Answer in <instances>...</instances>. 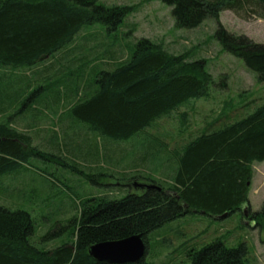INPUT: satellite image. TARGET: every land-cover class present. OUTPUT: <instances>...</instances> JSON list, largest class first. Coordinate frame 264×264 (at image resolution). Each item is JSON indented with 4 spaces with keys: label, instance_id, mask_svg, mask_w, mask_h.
Here are the masks:
<instances>
[{
    "label": "trees",
    "instance_id": "obj_1",
    "mask_svg": "<svg viewBox=\"0 0 264 264\" xmlns=\"http://www.w3.org/2000/svg\"><path fill=\"white\" fill-rule=\"evenodd\" d=\"M159 1L173 7L179 29H194L208 18L219 21L224 11L264 19V0ZM134 10L133 6L108 7L99 0H0V70L44 65L48 58L62 54V50H69L72 61L76 62L80 51L83 66L74 67L73 70L80 72L78 75L71 72L66 80L72 87L85 82L86 90L78 91L74 97L68 96L75 99L68 114L103 144L87 137L83 138L84 145L79 144L76 138H82L83 134L71 133L66 127L65 135L71 137L63 145L81 148L82 154L74 150L71 153L82 158L87 169L97 164L96 154L102 145L106 148L108 144L124 143L143 134L151 124L178 111L187 101L207 97L214 82L206 60H190L187 53L173 55L148 39H141L128 51L116 42L106 45V39L115 36ZM95 24L104 25L107 36L100 45L91 47L86 41L95 36L91 38L84 33L80 37V34L85 26ZM218 39L232 54L244 60L247 68L257 74L259 82H264L263 44L232 36L222 28ZM79 40H83L82 48H69L79 46L81 43H76ZM92 54L94 57H90ZM88 59L99 61L91 75ZM45 79V74L38 73L35 77L15 80L0 72V110L13 114L7 121L0 120V177L18 170L33 157L61 158L41 151L29 134L11 127L13 120L27 114L39 116L34 112L39 109L37 105L52 111L61 104L60 86ZM19 104L23 107L18 110ZM239 114L228 115L220 120L224 121L222 128H216L214 123L208 126L211 131L197 137H192L193 131H190L192 138L179 148L177 157L171 155L172 160L162 173L171 185L168 188L153 178H144L143 172L130 175L125 172L119 178L107 170H83L76 162L65 165L93 186L104 189L112 186L110 194L102 192L82 200L79 216L72 223L73 240L53 249L35 244L36 224L30 213L0 206V264H109L90 257V247L135 235H141L147 245L150 233L189 214L219 216L228 212L230 216L242 211L249 205L253 164L264 163V104L245 117L238 118ZM188 116L181 115V121L187 122ZM48 143L56 146L53 152L58 153L59 144L54 139ZM148 146V150L153 148L150 143ZM160 150L165 153L164 148L159 147ZM151 153L147 152L148 157H152ZM104 156H108L107 148ZM145 163L149 167L153 161ZM134 183L143 186L150 183L162 190L137 187L135 192L130 191ZM65 188L76 195L69 186ZM119 188H125L128 195L122 199L111 198L112 191ZM169 191L175 195H169ZM248 219L261 223L264 207ZM247 255L245 245L229 248L216 241L194 251L190 259L191 264H247ZM125 264L148 263L144 258L138 263Z\"/></svg>",
    "mask_w": 264,
    "mask_h": 264
},
{
    "label": "rangeland",
    "instance_id": "obj_2",
    "mask_svg": "<svg viewBox=\"0 0 264 264\" xmlns=\"http://www.w3.org/2000/svg\"><path fill=\"white\" fill-rule=\"evenodd\" d=\"M99 2L108 7L135 8L126 17L115 36L106 39V45H113L116 42L118 46L121 45L128 51L141 39H148L162 45L173 55L187 53L190 60H206L207 69L214 80L207 97L191 99L182 104L178 111L158 119L146 129L140 141H135L138 146H143L144 141L145 145L150 143L157 147L154 150L158 152L161 145L169 148V151L174 150L183 147L192 137H197L207 130L211 131L208 126L214 123H217L216 128H222L224 121L220 120H224L228 115L240 113L237 115L238 118L245 117L264 104V82H259L257 74L247 68L244 60L232 54L218 39V32L222 28L232 36L245 37L254 43L264 45V19L252 14H244L243 18L232 11H224L219 21L208 18L194 29H179L176 28L173 7L159 0H99ZM84 33L91 35V38L95 36L92 40L86 41L91 47L95 44L100 45L107 36L106 27L102 24L85 26L80 37ZM82 42L83 40L76 41L81 44L69 48H82ZM92 56L93 54L90 57ZM84 57L87 56L84 54ZM98 63L99 61L95 59L87 66L92 69ZM32 70L21 67L4 69L1 73H7L10 78L16 80L19 77H30ZM78 91L84 92V87L75 86L73 92L76 94ZM21 107L23 104L17 106L18 110ZM37 107L39 109L34 112L40 117L27 114L19 120H13L11 127L29 134L33 144L41 151L47 154L54 153L61 158L44 160L33 157L18 170L0 177V206L30 213L36 224L35 244L39 248L53 249L70 244L73 240L72 223L79 216L81 201L102 192L110 194L112 189L110 185L105 189L93 186L65 165H74L76 162L83 170L91 169L96 172L107 170L119 178L122 173L127 172L130 175L133 172L127 169L125 160L120 165V162L116 161L110 163L108 156H104L106 148L121 151L126 143H112L106 148L102 145L96 154L97 164H92L90 169H87L86 162L71 153L74 150L82 154L81 148L63 145L71 137L65 135L66 127L71 133L77 132L80 136L83 134L82 138H76L79 144L84 145L86 141L83 138L86 137L96 143L103 144V141L96 139L93 133L71 119L68 105L58 104L52 111L43 106ZM185 113L189 115L187 122L181 121V115ZM8 114V111L1 113L0 110V115L3 116L0 120L7 121L8 117L13 115ZM182 127L193 131L190 139L181 140L182 135L178 136L179 131H186L182 130ZM51 139L59 144L58 153L53 152L54 148L57 149L56 146L48 143ZM167 156L170 157L171 154L167 153ZM175 165L176 163L171 167ZM149 167L150 173L143 172L144 178H153L165 184L166 188L171 187L166 183L168 180L162 177L164 169L156 167L155 163ZM136 183L129 188L130 191L137 190ZM65 186L74 190L76 195L70 193ZM119 189L112 191L110 197L122 199L128 195L124 191L125 188ZM168 194L175 195L172 191ZM248 199L249 205L243 207L247 210L248 216H245L243 210L222 219L217 215L192 213L153 231L147 237L145 261L148 264H191L190 255L194 251H200L213 242L221 241L229 248L245 245L248 248L247 264H264V219L261 223L248 219L250 214L255 215L264 207V163L253 164Z\"/></svg>",
    "mask_w": 264,
    "mask_h": 264
},
{
    "label": "crops",
    "instance_id": "obj_3",
    "mask_svg": "<svg viewBox=\"0 0 264 264\" xmlns=\"http://www.w3.org/2000/svg\"><path fill=\"white\" fill-rule=\"evenodd\" d=\"M62 54H58L56 55L55 58H51L49 60L46 61V63L37 65L36 67L31 68V72H33L32 74H30V77L32 76H37L38 73H42L43 75H46V82H50L51 84H55L56 87L60 86V95L62 97L61 100V104L62 105H68V111L70 110V108L74 105L75 103V99L68 97L70 94L72 97H74L75 93L73 92L74 90L72 88H74V86L72 87L66 80L67 76L71 73V72H78L80 71H76V69L73 70V68L75 67H81L83 66L82 64H80L81 57L78 53H80V51L76 54V62L72 61L73 57L70 55L69 50H62L61 51ZM69 52V53H68ZM125 56V55H124ZM126 57H127V52H126ZM126 59V58H125ZM88 61L90 62L89 65L91 64V60L88 59ZM71 62V63H70ZM74 62V63H73ZM73 63V64H72ZM55 64V65H54ZM99 66V65H97ZM96 66V67H97ZM70 67L72 68V70H70ZM95 68V67H94ZM94 68L90 69V75L93 72ZM104 68V67H103ZM105 70L108 69L107 67L104 68ZM7 70H11V69H7ZM79 70V69H77ZM110 70V69H109ZM3 70H0V72H2ZM32 75V76H31ZM86 80V79H85ZM84 80V81H85ZM82 86L85 89V82L82 83ZM69 99V100H68ZM182 129V128H181ZM184 130V129H182ZM186 131L180 132L178 133L179 135H182L181 140L186 138V139H190L191 138V134H190V129H185ZM145 132L137 137H135L134 139L130 140V141H126L124 143L125 147L122 148V150H118V149H109L108 150V158L110 163H112L111 161H116V162H121L123 160H125L126 163V167L127 169H130V171L132 172H149L148 169L150 167L145 166V162H149V161H153V163H155L156 167H162V169H164L172 160V157L167 156V153H170L171 155L174 154L177 157V154L180 152L178 147L174 150H170L169 148H167L166 146H159L161 148H164L165 153L162 154L161 152L163 150H160V152L155 151L154 149H156L157 147H153L151 149H149L152 153V157H148L147 152L149 151L148 145L144 144V141L142 142L143 146H138L136 144V142L140 141L144 136ZM136 141V142H135ZM131 142V143H129ZM188 142V141H187ZM186 142V143H187ZM119 144V143H117ZM147 147V149H146ZM184 147V146H183ZM118 150V151H117ZM177 162V160H176ZM163 177V175H162Z\"/></svg>",
    "mask_w": 264,
    "mask_h": 264
},
{
    "label": "water",
    "instance_id": "obj_4",
    "mask_svg": "<svg viewBox=\"0 0 264 264\" xmlns=\"http://www.w3.org/2000/svg\"><path fill=\"white\" fill-rule=\"evenodd\" d=\"M146 190L161 191L157 185H135ZM229 213L217 216L219 219L228 217ZM245 216H248L247 210ZM89 255L99 262L109 264L138 263L146 257L147 246L141 235H135L119 241L98 243L90 247Z\"/></svg>",
    "mask_w": 264,
    "mask_h": 264
},
{
    "label": "flooded vegetation",
    "instance_id": "obj_5",
    "mask_svg": "<svg viewBox=\"0 0 264 264\" xmlns=\"http://www.w3.org/2000/svg\"><path fill=\"white\" fill-rule=\"evenodd\" d=\"M243 211L245 212V211H246V209H243ZM243 211H242V212H243Z\"/></svg>",
    "mask_w": 264,
    "mask_h": 264
}]
</instances>
